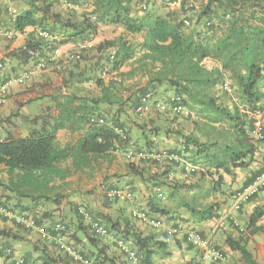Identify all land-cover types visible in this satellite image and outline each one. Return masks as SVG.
Listing matches in <instances>:
<instances>
[{"label": "trees", "instance_id": "obj_1", "mask_svg": "<svg viewBox=\"0 0 264 264\" xmlns=\"http://www.w3.org/2000/svg\"><path fill=\"white\" fill-rule=\"evenodd\" d=\"M20 1L29 9L15 17L12 28L18 33H24L28 28L34 31L29 33L23 47L6 55L7 59L26 68L57 47L84 43L101 25L122 26L131 34L145 33L142 45L145 53L133 61L136 67L118 76L122 81L139 75L148 77L147 88L151 91L167 85L174 90L175 96L181 97L189 117L196 115V130L205 140L195 133L183 135V145L189 154L187 158L201 168L193 174L210 177L214 180V192L220 193L226 175L247 170L253 164L256 147L251 136L252 119L247 112L263 111L264 105V91L261 89L264 84V0H207L203 16L214 24L205 33L186 28L183 21L172 13L157 16L153 11H147L143 17L135 18L133 0H93L91 15L80 21L54 12L52 0L51 3L47 0ZM41 32L61 38L48 43L40 36ZM98 48L101 52L117 49L112 65L113 71L118 73L137 54V49L123 39L105 41ZM207 60L215 62L217 67L208 70L203 66ZM225 74H229L236 84L243 109L237 105L231 110L211 94ZM97 85L102 89V97L98 99L86 100L73 95L58 100L60 113L50 130H33L25 138L0 141V165L6 168L9 176V181L6 184L0 182V187L19 199L59 204L65 196L64 186H56L57 182H64L72 170L80 173L91 169L116 146L129 144L128 138L119 135L117 128L108 120V125L91 123L92 118L101 116V104L117 101V95L102 80H97ZM85 129L87 134L74 146L58 147L57 132L67 130L75 133ZM67 160L71 161L72 169L62 167L61 164ZM135 174L140 175L138 172ZM195 202L183 201L181 206L200 223L218 217V209L214 205L198 206ZM154 210L157 214L164 212L158 205ZM263 216L264 211L257 207L249 217L248 229L252 235L264 234V227L259 226ZM79 224L81 230H86L87 226L81 220ZM0 236L23 240L5 230L0 231ZM117 237L137 251L141 264H154L157 248L163 250L166 247L165 243L152 236H143L129 223ZM226 245L240 254L244 264H259L242 240L228 237ZM87 259L93 264H118L115 257L101 254L95 259ZM31 264H35L34 261ZM44 264L76 263L72 259H48L46 256Z\"/></svg>", "mask_w": 264, "mask_h": 264}, {"label": "crops", "instance_id": "obj_2", "mask_svg": "<svg viewBox=\"0 0 264 264\" xmlns=\"http://www.w3.org/2000/svg\"><path fill=\"white\" fill-rule=\"evenodd\" d=\"M6 7L7 3L0 1V30L11 29L13 27V19L29 9L20 0L12 3L14 15H10ZM69 7L74 8L71 5ZM91 9L93 11L94 7L92 6ZM145 13H135V8L133 7V16L135 18H141ZM153 13L157 16H162L161 11H153ZM166 15L163 14V16ZM112 26L117 30L109 29ZM101 30L108 31H105L103 34ZM111 30L113 31L111 32ZM33 31V28H28L24 33H17L15 40L8 45L5 53L8 54L10 51L23 47L29 33ZM137 35L127 32L122 26L101 25L98 31L93 34L95 38L92 40V43L100 45L105 41L123 39L124 42L136 48L135 42L138 41V45H140V49L142 50L141 54L143 55L145 50L142 49V45L145 41V33H141V38L134 41L133 38ZM127 36L130 37L126 39ZM77 46L78 43H68L61 46L62 57L58 61L61 62L60 64L52 65L43 73L36 74L27 85H12L6 97V102L0 106V141L8 138H25L33 130H42L44 128L50 130L54 120L58 118L60 113L57 109L58 100L62 101L64 96L75 95L86 100L102 97V89L98 85H92L90 83L91 79H89L91 68L94 66V60L82 63L79 71L69 69L67 75L73 82L69 85L68 90L63 87L61 88L62 85L54 81L56 76L54 69L58 68L60 70L64 68L63 70H66L64 66L66 63L63 64L61 60L65 62L64 60ZM112 50L111 54H115L117 49ZM86 54H89V50L86 51ZM135 59H139V57H135L123 65L119 73L122 75L127 74L133 66L136 67V65H133ZM205 63L212 66L213 61H205L203 63L204 67ZM216 67L217 65L215 64V67L212 66L208 70L211 71ZM25 69L24 66L19 65L16 61L9 60L4 72L0 75V85L5 80L17 76ZM63 76L64 74H62ZM147 83L148 77L139 75L125 79L120 85L110 82L105 84L106 87L111 89L112 93L117 95V101L114 104H101L99 106L100 114L112 126L123 131L125 137L129 140V144L124 147L116 146L108 156L99 159L98 163L93 165L91 169L80 173H75L72 170V177H68L64 182H57L56 186H63L62 183L69 186L68 191L64 192L65 198L59 204L45 201L33 203L28 199H19L15 194L7 192L0 187V205L8 207L12 205L17 209V218L15 220L9 221L0 217V231L11 232L23 239L22 241H17L0 236V246L12 259L11 264L24 260L20 259L22 255L21 251H17L19 248H25L29 253V258L34 256L36 258L35 264H44L46 256L48 259L60 260L67 258L68 261H71L69 255L66 252L60 251L53 239L44 240L42 238V229L49 228L45 232L51 233L53 227L59 222L67 224L66 242L87 258L95 259L101 254L102 256L115 257L118 264H130L116 246V239H119L117 237L118 232L123 231L129 223L134 230L142 233L143 236H152L156 241L166 244L160 258L156 259L157 256H154V264H168V260L173 257L174 250H178L180 256V259L175 264H200L199 253L194 248L187 244L188 247L184 249V243L176 241L183 240V236L169 237L164 229H153L147 223L132 217L133 211L143 210L151 215L163 217L167 220L168 225H178L181 223L180 219L196 221L195 216L187 208L181 206V203L185 201L182 198L184 194L188 195L186 202L194 203L197 201L195 204L198 206H209L207 205L209 199L210 202L220 204L217 211L219 217L215 219L217 221L215 229L211 233L205 229L211 223L210 221L199 223L198 228L196 227L197 229L202 230L206 236L211 237L215 244L217 240L223 238V230L227 232V235L224 236L238 239V230L232 225V228H230V225L227 223L230 220H220L221 214L227 211L228 205L226 208L222 204L224 200L221 193L214 192L212 179L209 177H195L194 175L198 174L186 173L181 163L171 161L167 157H156L158 154L166 153L191 162L187 158L189 154L186 153L183 145V135H186V133L180 127L184 126L182 120L173 121V114L160 115L156 111L151 117H139L136 114L135 109L139 104L141 96L145 92L151 91V89L147 88ZM121 85L125 87L120 91L121 87L119 86ZM151 92L159 93V98L163 99L170 100L175 96L174 90L167 85L158 86ZM262 109L264 113V105ZM14 115H16L15 118L11 119L12 122L7 126L5 122L10 120L11 116ZM16 120L22 122V128ZM179 129L182 131H177ZM87 132V129L75 133L60 130L56 135L58 147L63 149L74 146ZM255 147L254 162L250 168L236 171L237 180L240 182L241 188L250 184L257 175L264 172V143H255ZM130 152L133 154V158L128 159L127 155ZM61 165L65 169H72L70 160ZM99 169L101 170L99 178L91 181L88 186L83 185V182L78 186L79 176L97 173ZM136 172L140 173V175H136ZM8 181L9 176L6 168L0 165V182L6 184ZM126 186H129L133 191L134 199L132 202H111L107 199L106 194L108 191ZM157 188H162L165 195L173 202L172 205L168 206L158 201ZM80 205L86 206L96 217L110 227L112 230L111 237L99 239L92 234L90 228L87 227L86 230L80 229V224L77 223H80V218L76 212V206ZM156 205L160 206L164 212L161 214L155 213L154 208ZM257 207L264 211V191L245 205L241 212L236 213V218L242 224L245 221H249V217ZM30 222H35L38 228L32 229V227H29ZM259 226L264 227V216L260 220ZM219 227L224 229H220ZM233 232H236V236L231 235ZM257 235H251L250 240L245 244L256 261L259 264H264V237L260 239L261 243L259 248H257L254 242V240H257ZM91 238L95 241H92ZM173 246H175V249ZM256 248L260 250L257 251ZM225 250L230 253V256L239 258L243 262L240 254L231 251L226 244ZM229 262L227 260V264H230Z\"/></svg>", "mask_w": 264, "mask_h": 264}, {"label": "built area", "instance_id": "obj_3", "mask_svg": "<svg viewBox=\"0 0 264 264\" xmlns=\"http://www.w3.org/2000/svg\"><path fill=\"white\" fill-rule=\"evenodd\" d=\"M7 3V12L10 15H14V10L12 8V3L15 0H0ZM52 1H60V0H52ZM65 2V1H64ZM66 3V2H65ZM189 1L188 0H171L169 2V7L172 10H189ZM150 0H143L141 3V10L146 12L149 10ZM184 26L186 28L192 27V22L188 18L182 19ZM15 22V18L13 19V23ZM17 31L14 28L8 30H0V38H4L8 41L13 40ZM40 36L44 39L55 43L58 41L57 36H52L47 32H41ZM90 45L88 43H81L78 45V52L67 56V59L75 60L77 62L82 60V53L86 51ZM62 57L61 48L57 47L52 52H50L46 57L40 58L37 62H33L26 69L15 77H11L5 80L0 85V106L6 102V97L12 88L13 84L17 85H25L29 83L34 75L38 72L46 70L49 65L55 64ZM115 57L114 54L110 56L109 60L112 63ZM5 70V64L2 59H0V75ZM107 76V72H103V77ZM114 80L117 83H122V79L116 74ZM224 91L229 93L230 95H234V89L231 85L225 84L223 87ZM153 109H156L159 113L168 114L172 113L175 115L189 114L187 109L182 104L181 97L174 96L167 102H161L156 99V95L154 92H147L143 94L139 100V104L135 110L136 114L139 117L147 116L152 112ZM247 112V111H246ZM252 119V139L255 143H264V113L262 110H257L253 113L247 112ZM91 123L94 125H108V121L105 117L98 116L91 119ZM119 135L123 138H126L123 131L120 129L116 130ZM157 158L167 157L171 161H176L177 163H181L184 171L189 174L196 173L201 171V168L193 165L186 160H182L181 158L175 155H169L166 153L158 154ZM128 159L133 158V154L130 152L127 155ZM264 191V172L257 175L253 181L242 189L236 190L231 194V207L228 212L220 217L221 221L230 220L231 225L238 230L240 234L246 233V228L240 223V221L236 218V213H239L243 210L244 206L247 205L253 198L258 196ZM157 198L161 202L167 200V196L164 194L162 188H157L156 190ZM107 199L111 202L114 201H131L134 199V194L132 189L129 186L123 188L112 189L106 194ZM77 215L80 220L83 222L85 226L90 228L92 234L100 239H105L111 237L110 228L103 223L101 219L96 217L92 211H90L86 206L80 205L76 209ZM0 217L12 221L17 218V214L8 206L0 205ZM132 217L136 220L142 221L150 225L153 229L160 230L164 229L169 237H178L183 236L185 242L194 248L200 257V264H222L226 262L227 257L222 249H220L213 241L211 237H208L204 234L202 230L196 229L192 226L185 224L178 225H168L166 219L161 216H154L143 210H135L132 212ZM29 227L32 229L38 228L35 222H30ZM42 238L53 239L60 251L66 252L69 257L76 264H93L92 260L85 258L80 252L75 250L72 246H70L66 242V233L67 226L66 224L59 222L57 223L51 233L45 232L43 229L41 230ZM116 246L119 251L126 257L127 261L130 264H141L140 257L136 250H134L131 245L119 238L116 239ZM12 259L10 256L2 249L0 246V264H11ZM16 264H24V260L16 261Z\"/></svg>", "mask_w": 264, "mask_h": 264}, {"label": "rangeland", "instance_id": "obj_4", "mask_svg": "<svg viewBox=\"0 0 264 264\" xmlns=\"http://www.w3.org/2000/svg\"><path fill=\"white\" fill-rule=\"evenodd\" d=\"M92 1L93 0H60V1H54L53 2L54 5H52V7H53V11L54 12L61 13L62 15H64L65 18L73 19V21H80V20H82L83 17H85L87 15H89V16L91 15V11H92L91 8L93 6ZM133 1L135 2V4H134L135 5V7H134L135 8V13L144 12V11L141 10V3L143 2V0H133ZM170 1L171 0H150V7H149L150 10H148V11H161L162 15L163 14L172 13V14H175L174 16L180 18L181 20L183 18H188L192 22L191 29L192 30L196 29V30H198L201 33H205L210 26H213V24H214L213 21H209L206 17L203 16V8L205 7V5L207 3V0H188L189 1V5H188L189 6V10L188 11H184V10H175L174 11V10H172L169 7V2ZM14 2H16V0ZM47 2L51 3L50 0H47ZM70 5L73 6L74 8H70L69 7ZM107 26H110V25H107ZM109 29H114V31L117 30L113 26L111 28L109 27ZM105 31L107 32L108 30H105ZM105 31L101 30V33L104 34ZM112 31L113 30H111V32ZM38 36H39V32H38ZM129 37L130 36H127L126 39L129 38ZM58 38L60 39V37H58ZM94 38H95V36L92 35L91 37H88L87 40H85L84 43H88L90 45V47L86 50V51L89 50V54H86V51H84L82 53V60L81 61L77 62L75 60H71V59H67L66 58L64 60L65 62H63V60H61L63 64L66 63L64 65L66 67V70H63L64 68H61L60 70L58 68L54 69V74L56 75L54 81H56L57 83L62 85L61 88L63 87V88L68 90L69 89V85L73 82V80L71 78H69V76L67 75V72L69 71V69H75V70L79 71L81 69L80 66H81L82 63H85L87 61L90 62L92 60H94V66H93V68H91V73H90V78H89V79H91L90 83H92V85L97 86V80H102L105 84L108 83V82L119 84V85L121 84V83H117L114 80L115 75L116 74L118 75L120 73L113 71V65H112V63L109 60L110 56L113 55V54H111L113 52V50H107V51L101 52L100 49L98 48V45H94L92 43V40H94ZM140 38H141V34H138L133 39H134V41H137ZM14 40H15V38L13 40H11V41H8V40H6L4 38H0V59L3 60V62L5 64V68H6V65L9 63V59L6 58L7 54L5 53V51L8 49V45H10ZM45 40H47V39H45ZM47 41H48V43L51 42L49 40H47ZM135 43L137 45V47H136L137 56L136 57L137 58L138 57L141 58L142 57V54H141L142 50L140 49V45H138V41L135 42ZM78 50L79 49H78V46H77L76 48L73 49V52L71 54H69V56L77 53ZM56 63L49 65L46 70H48L52 65H58L61 62H56ZM215 64L216 63L213 62L212 66L215 67ZM212 66H210V65L205 63V67L207 69H211ZM46 70H43V71L38 72L36 74L43 73ZM131 70H129V71H131ZM104 71L107 72V76L106 77H103V72ZM62 74H64L63 77H62ZM29 83H27V84H29ZM77 83H78V81H77ZM27 84H25V85H27ZM225 84L231 85L233 87L234 95H230L229 93L224 91L223 87H224ZM119 87H121L120 88V91H121L122 88L124 89L125 86L121 85ZM261 89L264 91V84H262ZM118 93H121V92H118ZM211 94L218 99L220 104H223L224 106L230 108L231 110H234L237 105H239L238 107H240L241 109L244 108L241 105V98H240L238 90L236 89V84L231 79L229 74H225L224 75L221 83L215 89L212 90ZM124 95H126V94H124ZM155 95H156V99H158L161 102L169 101V99H166V98L165 99L159 98V95H160L159 93H155ZM155 111L158 112L156 109H153L152 112L147 115V117H151V115ZM159 114L160 115H165V114H162V113H159ZM14 118H15V116H11L10 120H7L5 122L7 124V126H8V124H10V122H12L11 119H14ZM173 118H174L173 121H176V120H182L183 121V125L184 126H180V127H182V130L186 133V135H189L188 133H190V134L195 133V135L197 137H201L203 141L205 140V138H203L201 136V134L196 130L195 121H197L198 118L196 117L195 114H194V116L192 118H190L188 114H182V115L173 114ZM16 122H18V125H20L21 128L23 127L22 126V122H19L18 120H16ZM20 126H18V127H20ZM182 130L179 129L177 131L180 132ZM151 132H153V130H151ZM100 171L101 170L99 169V171L97 173L96 172L93 173V174L90 173L88 176H79V178H78V186L82 182H83V185L88 186L91 181H94L97 178H99ZM194 176L195 177H199V176L202 177L201 174L194 175ZM70 177H72V175H70L69 178ZM237 177L238 176L236 175V171L234 172L233 175H231V176L226 175L224 177V183L222 185L223 192H220V193H221V195H223L222 199L224 200L222 204L225 205V207L228 205V208L226 207L227 211H229V209L231 207V199L230 198H231L232 192L243 188V187L242 188L240 187V182H238ZM214 179H215V181H217V178H214ZM85 181H86V183H85ZM213 181L214 180H211V182H213ZM62 185L64 186V190H63V194H64V192L68 191V187L69 186L64 184V183H62ZM163 185L165 186V184H163ZM187 196H188L187 194H184L182 196L183 200L187 201L188 200ZM132 201L133 200L125 201V203H130ZM161 203H165L166 205L169 206L170 204L172 205L173 202L169 199V197H167V200L164 201V202H161ZM207 205H209V206L210 205H214L217 209L220 207L219 203L215 204L214 202H210V199L208 200ZM9 207L11 209H13L14 212L17 214V212H16L17 209H16L15 206L9 205ZM77 207L78 206H76V209H77ZM225 213L221 214V216L224 215ZM218 217H219V215H218ZM180 220H181L180 222L182 224L193 226L194 228H196V227L198 228V224L200 223L199 221H197V219H196V221L195 220H191V219H187V220L180 219ZM210 222L211 223H209V225L206 226L205 229L210 231V233H211L213 231V229H215V227L217 225V221H215V219H214V220H212ZM77 223L79 224V222H77ZM227 223L230 225V228H232L230 222L228 221ZM242 225L246 228V233L243 234V235L242 234L240 235V233H239L238 239L242 240L244 243H247L250 240V236L252 234H251V232L248 229V221L247 222L245 221ZM220 229H224V228H220ZM48 230H49V228H44V231H48ZM223 232H224V235H227L226 230H223ZM224 235H223L222 239H219V240L216 241V245L220 249H222L224 251L226 257H228L227 260L230 261L229 262L230 264H244L239 258L230 256V253L225 250L226 239L228 237L224 236ZM231 235H235L236 236V232H233ZM262 237H264V234H258L257 235V240H254L257 248H259V246H260V243H261L260 239H262ZM176 241L183 242L184 243V245H183L184 249L188 247L187 243L184 240V238L181 241H179V240H176ZM173 247L175 249V246H173ZM257 248H256V250L259 251L260 249H257ZM17 251L18 252L21 251L22 257L20 259H24V264H31L32 261H36V258H34V256H32L33 258L32 257L31 258L28 257L29 253L25 250V248H19V250H17ZM162 254H163V250L162 249H158V251L156 253V256H157L156 259H159ZM168 257H166V258H168ZM179 259H180V256H179L178 250H174L173 257L168 260V264H175L176 261H178ZM227 260L224 263L227 264Z\"/></svg>", "mask_w": 264, "mask_h": 264}]
</instances>
